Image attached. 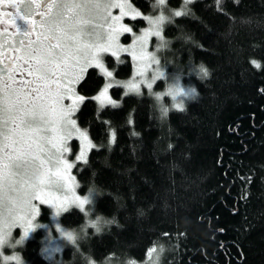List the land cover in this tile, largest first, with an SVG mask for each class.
Returning <instances> with one entry per match:
<instances>
[{"label": "trees", "instance_id": "trees-1", "mask_svg": "<svg viewBox=\"0 0 264 264\" xmlns=\"http://www.w3.org/2000/svg\"><path fill=\"white\" fill-rule=\"evenodd\" d=\"M130 2L145 13L154 4ZM189 8L166 27L160 63L195 96L178 111L171 97L156 100L166 91L157 79L151 93L111 88L118 107L100 109L91 98L105 78L89 68L77 86L86 99L74 117L97 147L71 174L75 191L93 192V200L88 215L71 206L60 223L42 205L41 227L77 232V244L50 259L39 228L21 247L24 264H87L86 257L142 264L152 247L163 249L158 264H264V0H194ZM122 57L107 55L105 64L116 77L132 78L133 63ZM70 144L78 153L76 139ZM98 217L99 233L88 226Z\"/></svg>", "mask_w": 264, "mask_h": 264}, {"label": "snow or ice", "instance_id": "snow-or-ice-1", "mask_svg": "<svg viewBox=\"0 0 264 264\" xmlns=\"http://www.w3.org/2000/svg\"><path fill=\"white\" fill-rule=\"evenodd\" d=\"M194 0H183V7L164 14L167 0H154L157 16H145L130 0H0V264H23L21 256L4 249L23 245L37 227L40 204L55 210V216L75 205L88 215L85 206L92 203L94 193L81 198L76 195L75 177L70 170L66 153L69 141L76 138L80 151L76 161L87 163V153L97 147L74 119L86 97L77 92L89 68L105 78L99 93L92 97L100 109L118 107L109 96V89L121 87L124 95L141 94L143 84L149 93L157 79H167L159 68L156 52L167 46L162 32L173 17L187 15ZM219 6L220 0H216ZM113 10H118L113 14ZM138 17L148 27L139 35L123 23V19ZM124 33L132 35L128 47L120 44ZM160 43L154 52L148 51L151 37ZM132 58L135 72L127 82L117 81L104 62V54L120 61V53ZM259 68L260 64L252 62ZM156 65L151 79L147 71ZM202 77L209 75L201 66ZM139 77V79H137ZM171 97L173 107L184 111V101L195 96L194 89H185L177 77L164 93L155 94L157 101ZM161 111L167 115L168 109ZM111 143H115L112 134ZM71 192V197L68 196ZM38 201L39 204L34 203ZM113 221H103L105 224ZM101 219L89 221L97 233ZM22 229L19 239L13 240V229ZM62 236L76 245L78 235L61 229ZM54 251H59V248ZM159 250H147L148 264H158ZM87 264H95L86 257ZM135 264V262H130Z\"/></svg>", "mask_w": 264, "mask_h": 264}, {"label": "rangeland", "instance_id": "rangeland-1", "mask_svg": "<svg viewBox=\"0 0 264 264\" xmlns=\"http://www.w3.org/2000/svg\"><path fill=\"white\" fill-rule=\"evenodd\" d=\"M183 7V0H180V4L179 5H174V4H171L170 2H169V0H167V6L165 7V9H164V14L165 15H170L171 13H170V11L169 10H171V11H177V10H180L181 8ZM188 7H190V5L188 6ZM137 9V8H136ZM137 10H139V9H137ZM141 13H143V15H145V16H157V15H159L160 14V10L159 9H154V7L152 8V11L151 12H149V13H145V12H143V11H141V10H139ZM117 12H118V10H113V14L115 15V14H117ZM184 16V15H183ZM175 18H177V17H173L172 18V22L174 21V19ZM139 21H144L145 22V25L143 26V27H140L139 29H136L135 28V26H136V24H137V22H139ZM171 22V23H172ZM123 23L124 24H126V25H128L129 27H131L132 28V31H133V33H135L136 35H139L140 33H141V31L143 30V29H145V28H147L148 27V24H147V22L145 21V20H143V19H141V18H137V19H135V20H132V19H130L129 17H125L124 19H123ZM171 23H165V25L163 26V32H162V35H163V37H164V39L167 41V44L169 43V40H168V38H167V36L165 35V29H166V27L169 25V24H171ZM132 40H133V37H132V35L131 34H129V33H124L123 35H121V37H120V44L121 45H123L124 47H128L131 43H132ZM160 43V41L155 37V36H153V37H151L150 38V40H149V44H148V51L149 52H154L155 50H156V47H157V45ZM166 49H167V46L166 47H164V48H162L160 51H158V52H156V55H157V57L159 58V60L161 59V57L163 56V54H164V52L166 51ZM107 55H110V54H104V62H105V58H106V56ZM120 59H122L123 57L122 56H124V55H127V56H129L128 55V53H126V52H121L120 54ZM111 56V55H110ZM113 57V56H112ZM115 58V57H114ZM129 58L131 59V61H132V58L129 56ZM116 59V58H115ZM161 62V61H160ZM132 63H133V70L135 71V66H134V62L132 61ZM106 65V64H105ZM157 66L156 65H153L152 66V68L151 69H149V73H148V78L149 79H151V73L153 72V70L156 68ZM108 68V67H107ZM159 68L162 70V71H164L165 72V75L167 76V79H158L157 81H156V84H158L157 82L158 81H160L161 80V82L164 84V89L167 91V87H169V85L171 84V83H173V81L178 77L177 75H175V74H173V75H169V71H168V68H166V67H164V65L163 64H161L160 63V65H159ZM109 69V68H108ZM110 70V69H109ZM111 71V70H110ZM133 75H134V73H133ZM132 75V76H133ZM191 75H193L192 73H191ZM194 76V75H193ZM114 78H115V80H117V81H121V82H127L128 80H130V79H132V78H119V77H116L115 76V74H114ZM137 79H139V77H137ZM182 79V78H181ZM179 83H180V85L182 86V87H184L185 89H193V87H190V86H188V87H186V86H184L181 82H180V79H179ZM115 87V86H114ZM113 88V87H112ZM140 88H141V93H142V91H143V89H147L143 84L140 86ZM152 88H154V84H153V87ZM102 89V88H101ZM100 89V90H101ZM110 90H111V88L109 89V96L111 97V95H110ZM123 90H124V92L126 91L124 88H123ZM157 91L158 92H163V91H160V89H157ZM165 91V92H166ZM155 92V91H154ZM99 93V92H98ZM97 93V94H98ZM97 94H95L94 96H96ZM132 94H134V93H132ZM93 96V97H94ZM111 99L112 100H114L112 97H111ZM191 98H187V99H185V101H184V104L186 103V102H188L189 100H190ZM114 101H116V100H114ZM117 103H118V101H116ZM172 104H173V101H172ZM74 119H75V117H74ZM81 128V127H80ZM82 129V128H81ZM74 139H76L75 137L74 138H72L71 140H74ZM70 140V141H71ZM70 141H69V148H70V152L69 153H66L65 155H66V158L68 159V161L69 162H72V163H74V166L77 164V163H79V162H82V161H76V156L78 155V153H74L73 152V150H72V146H71V144H70ZM76 141L78 142V144H79V146H80V142H79V140H77L76 139ZM80 149V148H79ZM80 151V150H79ZM74 168V167H73ZM72 168V169H73ZM72 169L70 170V174H71V172H72ZM71 176H72V174H71ZM75 193H76V195H78V196H80L81 198H83L84 196H82V195H80V194H78L76 191H75ZM68 194V196L69 197H71V195H72V193L71 192H68L67 193ZM34 203H37V204H39V202L38 201H35ZM42 205H46V204H40L39 205V208L41 209V206ZM46 206H48V205H46ZM71 206H75V205H70L69 207H71ZM51 208V207H50ZM52 209V216L51 217H53V219H56L55 221L57 222V223H60L58 220H59V217H56L55 216V210L53 209V208H51ZM63 212H61V214H62ZM40 214V213H39ZM60 214V215H61ZM34 223H36V224H38V225H41L39 222H38V217L36 218V221L34 222ZM57 223H55V228H56V231H57V233H51L50 231H49V228H47V227H45V226H42V227H37L36 228V230L37 229H39V228H44V231H45V242H44V244H45V251H44V254L48 257V258H50V259H53L54 257H56V256H60L61 254H62V252H63V250H64V248L66 247V246H68V245H70L71 243H69L67 240H65L64 238H63V236H62V232H61V229H63V228H61V227H59L58 226V224ZM54 224V223H53ZM45 228L47 229V230H45ZM35 230V231H36ZM63 230H65V231H72V230H68V229H63ZM34 231V232H35ZM34 232H32V233H30V235H29V237H28V239H30L33 235H34ZM73 232V231H72ZM78 236H79V234L77 233V232H75ZM21 235H22V229H20L19 227H17V228H15V229H13V232H12V238H13V240H17V239H19L20 237H21ZM27 239V240H28ZM27 240H25V242H24V244L26 243V241ZM23 244V245H24ZM23 245H18L15 249H11V248H5L4 249V254L5 255H11L12 253H13V251H15L16 253H18L20 256H21V258H22V255H21V247L23 246ZM73 245V244H72ZM57 248H59V251H54L55 249H57ZM58 253H60V255H57ZM22 261H23V258H22ZM14 263V262H13ZM24 264V263H23ZM128 264H130V263H128ZM142 264H148V260L146 259V261H144Z\"/></svg>", "mask_w": 264, "mask_h": 264}]
</instances>
